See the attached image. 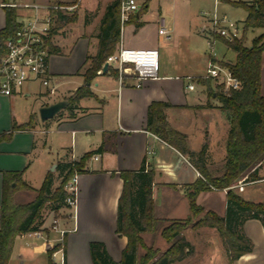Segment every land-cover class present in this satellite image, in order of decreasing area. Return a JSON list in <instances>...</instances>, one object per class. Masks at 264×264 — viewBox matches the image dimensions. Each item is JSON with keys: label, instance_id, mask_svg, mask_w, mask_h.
Segmentation results:
<instances>
[{"label": "crops", "instance_id": "crops-1", "mask_svg": "<svg viewBox=\"0 0 264 264\" xmlns=\"http://www.w3.org/2000/svg\"><path fill=\"white\" fill-rule=\"evenodd\" d=\"M84 1H77L79 4L77 20L61 27L57 24L53 33L51 46L56 52L50 55V67L54 81L57 83L56 100H48L50 97L47 95V89L36 82L27 83L26 86L35 84L40 87L39 89L30 90L23 86L11 96L0 94V135L11 131V124L14 120L19 124H24L31 117L37 119L33 128L15 131L11 140L0 143V205L3 196L4 172H21L22 179L31 186L32 189H20L15 194V201L25 204L36 198L37 190L41 188L48 173L53 174L52 188L56 189L65 174V172L61 173L63 165L79 161L86 153L100 148L102 150L96 154H100L101 158L100 160L93 159L94 154L88 160L85 171L79 174L76 216H72L71 212L66 211L64 207L56 210L51 203H47L39 227L43 225L47 227L43 231V236L35 237L28 233L18 236L14 242L9 264L54 263L51 252L60 244V234L48 227L53 216L59 218L60 228L70 230L65 235L64 264H93L90 244L94 241L103 242L110 256L120 263L128 243L125 236L117 233L118 204L124 184L120 174L122 171H137L144 163L148 169L155 172L153 184L155 218L167 222L186 219L191 215L188 192L191 191L192 184L201 177V174L191 164L189 157L181 154L146 129L149 106L155 101L171 105L165 111L167 120L172 128L188 136L191 150L199 152L207 144L208 167L222 164L227 156L226 141L230 122L220 108V101L215 95L212 99L209 98L206 85L200 82L196 84L195 90L187 89L188 76L202 77L206 73L204 75L181 73L177 66L169 68L165 65L158 79H148L139 86L138 81L133 78H128L120 84L117 76L100 71L99 75L88 85L94 97L79 100L71 110L67 107L52 119L45 122L41 120L40 109L42 107L61 100H68V97L59 99L58 95L68 91L73 94L85 84L82 70L86 66L87 57L95 56L98 51V36L102 20L107 7L116 0H89L91 5H87V1ZM150 1L147 0L148 8L140 16L138 13L134 14L137 15L136 21H133L134 15H132L129 21L122 25L121 42L117 50L121 46L158 49L159 44L167 43L165 40L167 37L159 34L160 21H165L161 11L156 19L157 27L154 28L151 39L144 36L146 35L144 30L151 24L144 15L149 10ZM213 1L215 7V0ZM219 1V9L221 4L234 7L227 1ZM3 3L49 5L76 2L75 0L55 2L25 0L22 3L16 0H0V31L6 25V12L1 6ZM17 11L18 20L34 15L33 10L18 9ZM203 22L202 32L207 25L205 19ZM206 38L208 39L207 36ZM220 42L222 41L210 42L209 40L212 55L208 62L214 57L218 64L221 61L234 63L235 61L216 58V45ZM212 85L214 87V83ZM23 96L34 97V103L31 104L28 112L19 115L16 109V99ZM206 104L212 107L204 108ZM187 112L192 113L194 119H186L184 113ZM194 142L197 144L195 145ZM53 150L56 151V158L53 156ZM36 162L42 169L38 176V185L33 181L32 172V167ZM158 186L166 189L163 203L165 209L160 208L157 203L155 193ZM247 186V184L244 185L242 192H245ZM231 189L244 198L242 192L239 191L240 186H232ZM217 194H222L223 198H213L208 204L216 206V203L220 202L221 211H214L211 207L207 209L202 205V200L208 195ZM212 197L209 199L211 200ZM197 202L206 211H213L224 217L227 211V191L213 189L202 192ZM181 209L184 214L182 217L178 215ZM162 224L155 233L141 234L146 246L155 247L160 254L170 248V243L166 240L165 251L156 247L155 239L159 235L162 236ZM205 228L209 227L199 229L188 227L182 232L188 233L183 237L190 242L194 251L183 261L173 264L189 263L188 261L197 255V245L190 240V237L192 238L200 231L205 232ZM243 232L252 241L253 249L236 260L234 264H264V226L262 222L257 219L246 221ZM215 233L217 232H206L205 235L208 238H215L217 235ZM222 245L223 243L221 247ZM219 252L223 253L224 264H230L224 245L223 249L219 248ZM143 253L145 249L140 248L139 254ZM57 261L61 264V253L57 254Z\"/></svg>", "mask_w": 264, "mask_h": 264}, {"label": "trees", "instance_id": "trees-1", "mask_svg": "<svg viewBox=\"0 0 264 264\" xmlns=\"http://www.w3.org/2000/svg\"><path fill=\"white\" fill-rule=\"evenodd\" d=\"M7 1V0H6ZM227 1L234 7L246 10L244 32L241 39L227 41L217 38L236 52L234 63L219 62L231 70L242 86L239 90L225 95L213 87L212 80L200 79L206 85L209 96H214L221 103V110L226 114L230 129L226 141L227 156L225 161L211 171L207 165V144L199 152L190 149L188 136L172 128L167 120L166 109L171 105L155 101L149 106L146 129L159 137L181 154L190 158L191 164L200 172L201 177L192 184L188 192L191 215L182 220H169L171 224L161 230L163 238L170 243V248L164 253L155 247H148L141 236L144 232L155 233L160 224L166 220H158L154 216L153 184L155 172L148 169L145 163L137 171H122L123 190L118 204L117 233L125 236L127 246L122 254V261L117 263L108 253L103 242L94 241L90 244L93 264H173L189 257L194 248L183 236L182 232L191 225L194 229L201 227L216 228L221 236L230 264H234L243 255L253 249L252 241L244 234L243 226L246 221L257 219L264 226V201L253 202L238 195L232 186L239 180L251 182L261 179L259 171L264 167V0ZM148 8L146 2L141 13ZM6 25L0 31V60L5 54V41L18 30V11L5 7ZM76 16L59 14L58 27L75 21ZM137 15H134L136 21ZM261 29L262 34L253 40L252 46L245 45L248 30ZM55 29L52 31L54 33ZM122 23L119 0L111 3L102 20L98 51L95 56H88L82 73L85 84L79 87L73 97L68 98V109L71 110L76 102L86 97H94L89 84L103 71L109 56L113 55L121 42ZM51 53L56 50L51 46ZM215 61L214 58H212ZM105 73L117 76V71L109 68ZM79 74V72H78ZM211 108L210 104L203 106ZM34 127L33 117L24 124L15 120L12 130L0 135V143L12 139L15 131L28 130ZM102 149L86 153L79 161H73L62 166L64 173L59 187L53 189V174L48 173L41 188L37 190L36 198L25 204L15 201V194L20 189H32L23 179L21 172L3 173V196L0 205V264H9L15 239L23 234L36 231L41 225L43 210L51 203L56 210L66 206L68 195L66 184L75 174L85 171L88 160ZM213 189L227 191V211L224 217L213 211H206L197 202L199 195ZM66 238L63 246H65ZM56 246L53 251L59 249ZM140 248L145 253L139 254ZM53 251L51 253H53ZM67 264V263H65Z\"/></svg>", "mask_w": 264, "mask_h": 264}, {"label": "built area", "instance_id": "built-area-1", "mask_svg": "<svg viewBox=\"0 0 264 264\" xmlns=\"http://www.w3.org/2000/svg\"><path fill=\"white\" fill-rule=\"evenodd\" d=\"M147 0H119L121 11V22L124 25L130 17L138 13ZM219 0H215L214 10L210 13H202L207 25L203 32L210 42L223 38L227 41L241 39L244 27L238 21L219 10ZM2 7L15 9L33 10L34 15L30 18L18 20L20 24L16 33L9 36L5 41L6 51L0 60V94L11 96L23 88L27 83L36 82L47 89V95H55L57 83H55L51 67L50 55L53 34L57 27L59 14L69 15L75 11L78 2L70 4L53 3L49 5H39L36 3H3ZM159 34L169 38V30L165 21H160ZM211 46V45H210ZM214 58V57H213ZM106 63L109 67L117 71V78L123 84L128 78L138 81V86L148 79H158L160 77L161 64L160 52L157 48H127L121 46L113 55L109 56ZM211 79L214 87L225 95H230L231 91L239 90L241 81L236 78L230 69L221 66L213 59L208 63L206 74L202 77H187V89L195 90L199 80ZM100 154H95L93 159L100 160ZM259 180L253 181L257 182ZM243 186L248 182H242ZM233 186V187H235ZM228 191V189H224ZM68 193L64 207L66 211L76 216L78 206L79 174H75L66 184ZM50 229L60 234V247L52 253L53 264H60L57 261V254L61 253V264H64V240L65 235L70 230L62 229L59 225V218L53 216ZM45 225L36 231L28 233L30 236L42 237ZM58 246V245H57Z\"/></svg>", "mask_w": 264, "mask_h": 264}, {"label": "rangeland", "instance_id": "rangeland-1", "mask_svg": "<svg viewBox=\"0 0 264 264\" xmlns=\"http://www.w3.org/2000/svg\"><path fill=\"white\" fill-rule=\"evenodd\" d=\"M13 1V0H9ZM18 2L24 3L25 0H16ZM42 2H55V1H70V0H37ZM78 0H75L77 2ZM87 1V5H91L89 0ZM70 5L74 3H68ZM226 9V10H224ZM78 8L69 13L68 16H76L78 14ZM214 10V1L213 0H151L150 1V7L148 12H146L145 19L149 20L151 24L144 30V35L147 39L153 36L154 28L157 27L156 19L160 13L162 12V16L166 21V28L169 30V38H166V44L163 43L159 44V52H160V64H161V71L164 69L165 65L169 66V68H174V66L178 67L181 73H187L191 75H204L206 73V69L208 66L209 57L211 54V46L209 43V40L206 38V35L204 32H202V26H203V15L202 13H210ZM220 12H226L227 15L230 17V19L238 21L241 27H244V22L247 17V12L245 9L240 7H229L226 5H220ZM78 16V15H77ZM77 19H75L76 21ZM75 21L71 22L74 23ZM134 21V20H133ZM69 24V23H68ZM67 24V25H68ZM126 30V29H125ZM263 30L261 29H255V30H248L246 33V39H245V45L248 47L252 46L253 40L258 37L260 34H262ZM138 49V48H135ZM216 58L222 59L224 61H235L236 60V52L233 49L228 48L224 43L220 42L216 45ZM223 62V61H221ZM89 66L87 64L83 68V72L85 69ZM26 88H29L30 90L33 89H39L40 87L35 84L25 85ZM43 89V88H42ZM263 94H264V72H263ZM70 93V91L65 92V94H59L58 98H70L73 97L74 94ZM209 96V94H208ZM48 100L53 101L56 100V95L49 96ZM213 96H209V98L212 99ZM34 103V97H20L16 99L17 104V110L18 114L26 113L28 112V109L30 108L31 104ZM185 118L188 120L194 119L192 113L187 112L184 113ZM21 117V116H20ZM36 117H33V122L35 125ZM13 122L11 124V127H13ZM17 122V121H16ZM194 123V120L192 121ZM209 123V122H208ZM12 130V129H11ZM196 145L197 142H194ZM53 156L56 158L57 154L56 151L53 150ZM218 165H215L214 167H209L211 171H214L215 168H218ZM33 172V181L36 185H38V176L40 175L41 166L38 162L35 163V165L32 167ZM259 176L261 179L253 184V181L247 183V187L244 186L243 189H240V193L243 195L245 199H251L255 202H262L264 201V167H262V171L259 172ZM243 180H239L237 184L235 185H243ZM246 185V184H245ZM237 190V189H236ZM166 192V189L162 186H158V189L156 191V199L157 203L160 205V208L165 206L164 193ZM183 195V194H182ZM209 196V197H208ZM206 199L202 200V205H204L207 209H213L214 211H221V203L217 202L216 206H212L210 201L212 202L213 198H223L222 194L217 195H208ZM211 196V200L209 199ZM215 196V197H214ZM181 211H178V215L181 217L184 215ZM170 222H165L162 224L161 228H164L168 225H170ZM193 224V221L188 225V227H191ZM187 227V228H188ZM185 230V229H184ZM204 231H200L199 233H196L192 238L190 237V240L194 242V244L197 245L196 252L197 255H194L192 260L188 261L189 263L186 264H224L223 258H222V252H219V248L223 249L222 239L219 234V231L215 228H205ZM217 232L215 234V238H208L205 233L206 232ZM186 232V231H185ZM182 233V236L184 234L188 233ZM204 232V233H203ZM156 247L160 248L162 251L166 250L167 243L165 239L162 236H158L155 239Z\"/></svg>", "mask_w": 264, "mask_h": 264}, {"label": "water", "instance_id": "water-1", "mask_svg": "<svg viewBox=\"0 0 264 264\" xmlns=\"http://www.w3.org/2000/svg\"><path fill=\"white\" fill-rule=\"evenodd\" d=\"M109 64L105 63L103 72H106L108 70ZM216 96V94H215ZM69 105L68 100H61L56 103H53L49 106L42 107L40 109V117L42 121H47L49 119H52L55 117L61 110L67 108Z\"/></svg>", "mask_w": 264, "mask_h": 264}]
</instances>
